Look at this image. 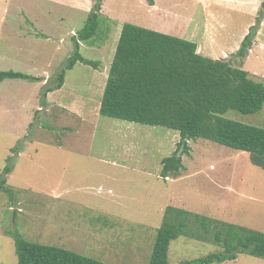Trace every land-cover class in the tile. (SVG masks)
Wrapping results in <instances>:
<instances>
[{
    "label": "rangeland",
    "instance_id": "374dc122",
    "mask_svg": "<svg viewBox=\"0 0 264 264\" xmlns=\"http://www.w3.org/2000/svg\"><path fill=\"white\" fill-rule=\"evenodd\" d=\"M154 2L153 9L148 0H103L96 36L79 41L99 67L77 62L63 86L43 96L74 52L93 0H0V69L41 78L0 80V173L10 161L7 186L15 189L13 198L0 189V264H17L14 232L109 264H149L169 205L264 231V169L248 152L190 140L180 176L165 179L162 160L177 149L179 132L100 113L125 23L194 41L203 55L264 83V0L253 14L226 0ZM253 25V51L241 61L236 51ZM225 116L264 128V106ZM220 250L180 236L168 256L180 264ZM216 264L264 258L240 253Z\"/></svg>",
    "mask_w": 264,
    "mask_h": 264
},
{
    "label": "trees",
    "instance_id": "16d2710c",
    "mask_svg": "<svg viewBox=\"0 0 264 264\" xmlns=\"http://www.w3.org/2000/svg\"><path fill=\"white\" fill-rule=\"evenodd\" d=\"M153 4V0H148ZM103 0H93L84 27L75 38L74 52L67 58L53 85H45L43 96L60 89L65 71L77 62L98 68L100 62L82 55L80 42H90L100 24ZM256 25L243 38L236 55L243 61L257 35ZM41 78L14 70H1L0 80ZM264 106V83L250 72L235 67L229 60L214 59L198 51L194 41L133 23L122 27L109 68L100 105V113L111 118L178 131L177 149L163 158L161 176H180L183 155L189 154L190 140L209 139L249 153L253 164L264 169V128L225 116L229 110L254 114ZM10 161L0 173V189L13 198L15 189L7 186ZM180 236L213 242L221 247L208 255L180 264H216L235 260L240 253L264 258V231L181 207H166L149 264H172L169 248ZM17 264H109L60 246L30 241L17 232Z\"/></svg>",
    "mask_w": 264,
    "mask_h": 264
},
{
    "label": "crops",
    "instance_id": "0c3cea01",
    "mask_svg": "<svg viewBox=\"0 0 264 264\" xmlns=\"http://www.w3.org/2000/svg\"><path fill=\"white\" fill-rule=\"evenodd\" d=\"M198 1H205V0H198ZM214 1H223V0H214ZM231 2L232 4H234V6L236 8H242V9H250L251 14H253L255 11H258V6L257 3L259 2V0H226ZM222 3V2H221ZM151 8H155L156 7V3L154 2L153 4H150ZM234 6H232V8H234ZM253 12V13H252ZM244 13V12H243ZM207 29V28H206ZM156 30V29H153ZM244 38V37H243ZM198 45V44H197ZM240 47V46H239ZM239 49V48H238ZM237 49V50H238ZM198 51L199 52H204V47L198 45ZM251 51H253V47L251 49ZM224 56L226 55V53H223ZM213 58V57H212ZM216 57H214L215 59Z\"/></svg>",
    "mask_w": 264,
    "mask_h": 264
}]
</instances>
